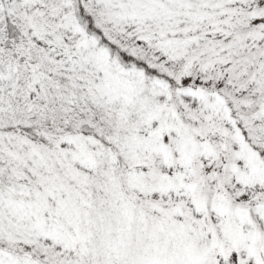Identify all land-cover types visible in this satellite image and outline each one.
I'll use <instances>...</instances> for the list:
<instances>
[{"label":"snow or ice","instance_id":"snow-or-ice-1","mask_svg":"<svg viewBox=\"0 0 264 264\" xmlns=\"http://www.w3.org/2000/svg\"><path fill=\"white\" fill-rule=\"evenodd\" d=\"M0 264H264V0H0Z\"/></svg>","mask_w":264,"mask_h":264}]
</instances>
